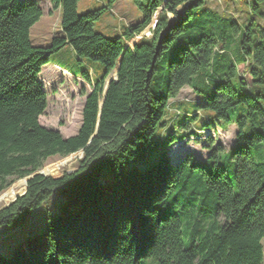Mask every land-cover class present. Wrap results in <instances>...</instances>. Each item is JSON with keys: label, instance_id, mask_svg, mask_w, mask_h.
Wrapping results in <instances>:
<instances>
[{"label": "trees", "instance_id": "trees-1", "mask_svg": "<svg viewBox=\"0 0 264 264\" xmlns=\"http://www.w3.org/2000/svg\"><path fill=\"white\" fill-rule=\"evenodd\" d=\"M49 2L61 9V33L42 46L31 40L40 0H0V194L55 157L83 153L75 170L37 174L0 207V226H14L54 193L66 195L42 229L0 253V264H264V0H240L242 23L208 0H137L143 19L115 37L94 29L107 7L79 13V0ZM158 10L152 37L127 46ZM67 45L105 71L96 80L87 69L77 75L93 89L78 132L64 137L40 122L48 106L40 74ZM185 87L202 101L170 106ZM173 105L168 128L175 116L183 125L194 111L214 114L196 139L235 124L231 149L212 141L204 159L176 161L164 149L139 168Z\"/></svg>", "mask_w": 264, "mask_h": 264}, {"label": "rangeland", "instance_id": "rangeland-1", "mask_svg": "<svg viewBox=\"0 0 264 264\" xmlns=\"http://www.w3.org/2000/svg\"><path fill=\"white\" fill-rule=\"evenodd\" d=\"M141 1L144 4L148 2V0ZM40 2L44 12L40 20L31 28V40L34 45L46 46L55 35L61 33L62 12L61 9H54L49 0H40ZM208 5L220 11H227L241 23L246 22L248 19V10L240 3V0H208ZM102 7H107V9L102 17L95 22L94 29L110 37L119 35L125 26L136 25L143 19V12L137 0H115L111 7H109V0H79L78 2L79 13H85L89 10ZM158 12L159 10L154 14L152 22L141 35L128 41L126 44L127 46H133V44L143 36L146 38L152 37L154 22L157 19ZM168 16L172 21L176 18L172 13H169ZM259 23L264 24V18L260 20ZM53 65H58L62 69H70V71L68 70L69 72H66L59 68L52 69ZM84 69L89 70L95 80L100 78L105 71V67L100 61L85 57L80 58L72 47L67 45L51 55V62L43 67L40 75V77H44V79L42 78V83L48 93V106L44 114L40 116V122L47 128L59 130L64 137L72 136L78 132L82 123V111L86 96L93 89L91 84L87 82L83 83L81 78L76 77L78 74H81ZM114 74L112 76H114ZM201 99L202 98L198 97L192 89L185 87L178 98L171 100L170 106L175 101H177L178 104H185ZM193 106L191 108H193ZM177 110H174L173 107V111H169L165 119L167 124L165 123L166 125L164 127H158L155 133V139L157 141L156 152L134 162L139 168H144L154 162L164 149L171 160L176 161L186 153H192L198 159H204L208 154L205 145L211 144L212 141L214 142V146L220 143L225 149H231L233 146L235 137L234 132L237 130L235 124L226 125L228 128H222L217 136L211 134L212 136L205 139L202 135L196 139V135L193 133L201 135V127L204 125L206 116L211 119L214 118V114L208 110L192 112V116L194 117L192 123L186 122L183 125L179 124L181 117H184V115L181 117L175 116L172 125L168 128V123L172 120L174 114H177ZM173 129H178V138L173 143L167 145V133L169 130ZM162 137H165V139L162 140ZM81 157L82 154L76 156L69 155L64 158L55 157L46 163L42 171L47 176H58L65 171L75 170ZM67 158L69 159L62 165L55 168L52 167V165L61 163ZM105 175L108 174L103 172L101 180H105ZM13 185V187H9L0 194V197L5 195L0 200V207L12 202V198L16 197L26 187L25 181L21 179L13 183ZM10 189L12 192L8 194ZM65 199V194L54 193L49 198L48 202H44L40 207L34 209L23 223L14 226H0V253L5 255L10 254L15 245L24 243L27 235L42 229L46 224L45 216L48 209L53 210L55 213L59 203L63 202Z\"/></svg>", "mask_w": 264, "mask_h": 264}, {"label": "water", "instance_id": "water-1", "mask_svg": "<svg viewBox=\"0 0 264 264\" xmlns=\"http://www.w3.org/2000/svg\"><path fill=\"white\" fill-rule=\"evenodd\" d=\"M172 23L174 22V21H171ZM127 47V46H126ZM121 60H122V58L120 59V61H119V64H118V66H117V70L119 69V67H120V64H121ZM116 70V71H117ZM117 73L115 72V74H114V76H112V77H110L109 79H108V81H107V83H106V86H105V90H104V93H103V99H102V101H101V103H100V110L102 109V106H103V103H104V100H105V97H106V93H107V90H108V87H109V85H110V83H111V81L112 80H117ZM99 120H100V114H99ZM98 126H99V122H98V125H97V129H98ZM83 153V150H80V151H78V152H76V153H73V154H71V156H76V155H78V154H82ZM56 165V164H55ZM53 166V165H52ZM37 174H43V175H45L44 173H43V171L42 170H40V171H38V172H36V173H34V174H32V175H29V176H27V177H25L24 179H21L22 181H25V183H26V187H25V189L22 191V192H20L17 196H20V195H22V194H24L26 191H27V182H28V180L29 179H31L33 176H35V175H37ZM14 186V185H13ZM12 186V187H13ZM17 196L16 197H14V198H12V200H15L16 198H17ZM10 202V201H9ZM8 202V203H9Z\"/></svg>", "mask_w": 264, "mask_h": 264}, {"label": "crops", "instance_id": "crops-1", "mask_svg": "<svg viewBox=\"0 0 264 264\" xmlns=\"http://www.w3.org/2000/svg\"><path fill=\"white\" fill-rule=\"evenodd\" d=\"M45 68H46V67H45ZM53 68H54V69H55V68L62 69V68H60L58 65H53L52 69H53ZM62 70H63V71H66V72H69V71L66 70V69H62ZM40 75H41V74H40ZM44 76H45V73H44ZM76 77H77V78H81V81H82L83 83H85L84 79H82L81 76H76ZM42 78L44 79V77H40V80H41V81L43 80ZM182 91H183V90H182ZM182 91H181V92H182ZM173 107L176 108L175 105H173Z\"/></svg>", "mask_w": 264, "mask_h": 264}, {"label": "bare ground", "instance_id": "bare-ground-1", "mask_svg": "<svg viewBox=\"0 0 264 264\" xmlns=\"http://www.w3.org/2000/svg\"><path fill=\"white\" fill-rule=\"evenodd\" d=\"M69 158H67V159H65L64 161H62L61 163H58V164H56V165H53L52 167H58L59 165H62L63 163H65L67 160H68ZM12 192V190L10 189L9 191H8V194H10ZM5 195H3V196H1L0 197V200L4 197Z\"/></svg>", "mask_w": 264, "mask_h": 264}, {"label": "built area", "instance_id": "built-area-1", "mask_svg": "<svg viewBox=\"0 0 264 264\" xmlns=\"http://www.w3.org/2000/svg\"><path fill=\"white\" fill-rule=\"evenodd\" d=\"M155 25H156V21L154 22V27H155Z\"/></svg>", "mask_w": 264, "mask_h": 264}]
</instances>
